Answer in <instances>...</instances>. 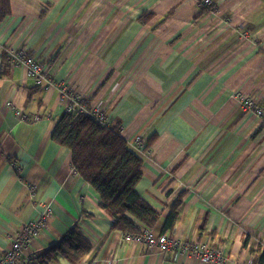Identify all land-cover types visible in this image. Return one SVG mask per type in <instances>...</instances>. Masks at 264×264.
<instances>
[{"label":"crops","instance_id":"1","mask_svg":"<svg viewBox=\"0 0 264 264\" xmlns=\"http://www.w3.org/2000/svg\"><path fill=\"white\" fill-rule=\"evenodd\" d=\"M199 1L11 0L0 24V264L16 232L47 207L29 255L77 226L92 245L79 264H103L111 253L119 264H201L120 246L99 194L72 172V151L52 138L62 81L130 142L154 136L136 190L162 212L160 225L182 195L169 233L221 247L228 260L216 264H248L264 245L263 119L230 96L242 88L264 110V0ZM144 14L151 18L140 21ZM20 48L53 84L35 88L27 68L10 63L6 52ZM48 264L72 263L57 255Z\"/></svg>","mask_w":264,"mask_h":264},{"label":"trees","instance_id":"2","mask_svg":"<svg viewBox=\"0 0 264 264\" xmlns=\"http://www.w3.org/2000/svg\"><path fill=\"white\" fill-rule=\"evenodd\" d=\"M11 14V0H0V24ZM144 17L151 18V15L144 14L139 20L143 21ZM262 119L264 125V115ZM52 138L72 151V165L99 194L101 206L112 220V230L135 233L138 230L136 221L143 222L154 232L161 227L157 234L173 230L179 217L182 195L160 225L162 212L136 190L143 177L144 153L154 136L147 140L145 146L139 147L124 138L122 126L117 121L103 126L86 114L64 112L58 119ZM91 250L92 245L74 226L63 235L56 247L32 258L30 263L48 264L49 261H56L57 255H62L72 264H79ZM251 252L253 264H264V245L259 244Z\"/></svg>","mask_w":264,"mask_h":264},{"label":"built area","instance_id":"3","mask_svg":"<svg viewBox=\"0 0 264 264\" xmlns=\"http://www.w3.org/2000/svg\"><path fill=\"white\" fill-rule=\"evenodd\" d=\"M213 3V0H200L198 6H211ZM6 54L12 65L20 64L27 68L29 76L34 80L36 85L47 87L54 83L49 77L44 63L39 62L26 49H9ZM58 88L64 104V112L86 114L103 126L111 124L112 120L102 109H97L90 104H86L88 102L86 98L84 99L83 92H77L65 81L60 82ZM230 96L238 102L243 111L256 114L261 118L264 115L263 108L259 107L257 98L253 94H248L241 88L232 91ZM22 115L24 116V114ZM33 119L37 121L40 118L34 117ZM134 143L139 147L145 146V140H140V138L135 139ZM72 172L78 174L74 166H72ZM29 189L33 191L35 185L29 184ZM50 218V208L47 207L40 217L27 222L21 227L16 232L11 248L2 257L3 262L5 264H22L24 260L35 257L34 255H29L27 249L31 241L45 228ZM136 223L138 230L135 233L121 231L119 239L121 247L127 244H133L135 246L143 245L150 253H171L173 254L174 260H178L180 256L189 257L201 264H216L228 260L227 255H225L221 247H213L207 241L182 238L178 234L172 233L156 234L152 228L143 222L136 221ZM119 263L120 258L115 253L109 254L103 262V264ZM248 264H253V258L249 260Z\"/></svg>","mask_w":264,"mask_h":264},{"label":"rangeland","instance_id":"4","mask_svg":"<svg viewBox=\"0 0 264 264\" xmlns=\"http://www.w3.org/2000/svg\"><path fill=\"white\" fill-rule=\"evenodd\" d=\"M85 96V95H84ZM86 98V96L84 97V99ZM84 103H86L85 101H84ZM86 104H90V102L89 103H86ZM98 109V108H97ZM107 109V108H106ZM105 113H106V111L104 110V109H102ZM137 138H140V140H146L145 139V136H143V135H139V136H136V139Z\"/></svg>","mask_w":264,"mask_h":264}]
</instances>
